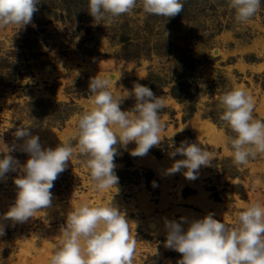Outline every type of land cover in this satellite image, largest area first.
<instances>
[{
  "label": "rangeland",
  "instance_id": "1",
  "mask_svg": "<svg viewBox=\"0 0 264 264\" xmlns=\"http://www.w3.org/2000/svg\"><path fill=\"white\" fill-rule=\"evenodd\" d=\"M181 2L187 8L173 18L144 13L138 0L131 14L96 24L89 0H40L31 24L0 27V150L4 143L13 148L9 154L21 166L29 154L14 135L17 128L31 125L44 149L78 143V119L93 106L88 86L96 75L112 82L116 96L140 83L166 105L158 146L144 156L131 155L135 142L116 146L117 158L131 161L130 167L115 162L118 193L94 189L87 157L77 151L54 181L52 206L16 223L4 214L15 203L14 179L21 172L18 168L0 179L5 231L0 264H50L67 214L82 203L103 206L113 200L126 215L137 240L133 264H177L182 258L165 247L167 221L182 223L186 231L192 221L212 214L232 227L247 206L264 204V154L246 165L233 163L226 138L236 134L220 119L219 106L221 95L244 89L253 97V116L264 120V0L245 24L236 22L228 0ZM178 76H186L195 93L191 105L171 94ZM135 102L134 96L124 99L121 110H131ZM182 141L213 154L212 165L201 166L194 180L184 176L186 169L167 173L176 160L185 159L171 155Z\"/></svg>",
  "mask_w": 264,
  "mask_h": 264
},
{
  "label": "clouds",
  "instance_id": "2",
  "mask_svg": "<svg viewBox=\"0 0 264 264\" xmlns=\"http://www.w3.org/2000/svg\"><path fill=\"white\" fill-rule=\"evenodd\" d=\"M40 0H0V27L9 25L23 29L31 24ZM138 0H89L88 13L94 23H111L122 15L131 14ZM142 10L149 15L173 18L183 11L181 0H140ZM262 0H228L240 24L251 21L260 11ZM112 82L94 76L89 81L93 106L78 119V143L69 142L53 148H42L39 136L32 135L31 125L17 128L14 135L23 140V151L29 159L22 166L9 153L7 144L0 150V179L20 170L14 179L17 187L15 203L4 218L16 223L33 219L36 213L52 206L54 181L64 172L77 151L86 156L92 185L96 190L115 189L119 177L114 163L117 145L125 147L135 142L133 156H144L161 143L164 125L160 112L166 106L146 85L134 83L125 96L111 91ZM135 98L131 110L122 111L124 99ZM223 109L220 119L236 134L227 137L233 163L246 165L250 158L264 154V120L253 116V97L244 89L234 88L219 97ZM181 155L167 169L169 175L186 169L189 180L197 178L201 166H211L213 154L196 143L181 142L171 153ZM181 222H186L183 217ZM165 247L182 254L177 264H264V204L254 202L238 214L237 224L228 227L212 214L192 221L187 230L182 223L167 221ZM61 246L53 253L50 264H133L137 240L131 235L126 215L113 203L78 205L67 214L62 228ZM5 234L0 225V236Z\"/></svg>",
  "mask_w": 264,
  "mask_h": 264
},
{
  "label": "trees",
  "instance_id": "3",
  "mask_svg": "<svg viewBox=\"0 0 264 264\" xmlns=\"http://www.w3.org/2000/svg\"><path fill=\"white\" fill-rule=\"evenodd\" d=\"M65 3L66 2H64L63 4H65ZM184 8H187L186 3L183 4V9ZM185 77L186 76H178L176 78L175 85L172 86V89H171V94H172L173 98H175L180 103H182L184 105H189V104L191 105V103L189 101H190V99H194L195 93H194V91L190 90L188 83L185 81ZM149 80L151 81L152 77ZM192 94H193V97H192ZM184 120H186V118ZM213 121L217 125H219V126L221 125V123L217 122V120L213 119ZM119 151H123V149L119 148ZM125 155H127V154H125ZM130 158H132V156H130ZM115 162H124L127 167L131 166V161L130 160L129 161L121 160V159L117 158V156L115 157L114 163Z\"/></svg>",
  "mask_w": 264,
  "mask_h": 264
}]
</instances>
